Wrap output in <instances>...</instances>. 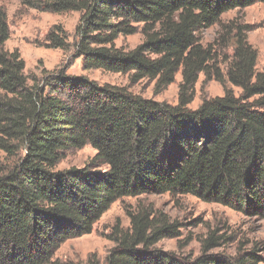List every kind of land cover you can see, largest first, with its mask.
Segmentation results:
<instances>
[{
	"label": "trees",
	"instance_id": "trees-1",
	"mask_svg": "<svg viewBox=\"0 0 264 264\" xmlns=\"http://www.w3.org/2000/svg\"><path fill=\"white\" fill-rule=\"evenodd\" d=\"M42 12H79L72 44L86 70L127 74L155 82L157 93L181 72L177 104L100 85L63 70L31 79L0 10V264H64L55 259L67 240L93 232L112 204L144 194L191 195L207 203L264 206V67L247 28L222 24L218 37L203 31L221 17L264 0H29ZM141 33L132 50L120 36ZM50 49L71 45L61 26L46 36ZM232 49L227 69L221 52ZM201 74L226 90L190 108ZM90 145L96 155L83 168L64 167L67 153ZM130 228L116 227L104 264H254L208 254L195 259L154 246L176 225L153 210L129 213ZM86 264H100L88 260Z\"/></svg>",
	"mask_w": 264,
	"mask_h": 264
},
{
	"label": "rangeland",
	"instance_id": "rangeland-1",
	"mask_svg": "<svg viewBox=\"0 0 264 264\" xmlns=\"http://www.w3.org/2000/svg\"><path fill=\"white\" fill-rule=\"evenodd\" d=\"M29 0H0V10L7 16L10 39L6 43L9 51L18 50L26 64V74L31 78H42L63 70L68 76H84L100 85L111 84L126 87L130 92L143 98L177 104L181 72L175 82L157 93L155 82L142 80L134 83L127 74L109 73L98 69L86 70L83 59L76 57L72 47L77 40L75 30L81 13H49L32 7ZM33 1V0H31ZM237 22L246 26L247 38L258 52L257 70L264 67V3H256L245 9L225 13L221 22L203 31L202 42L212 43L219 35L222 24ZM54 26H61L68 35L71 45L67 51L50 49L46 36ZM144 40L139 32L131 36H120L118 47L132 50ZM232 49L221 52L220 66L227 69V58ZM226 90L235 95L241 89L227 84L224 88L215 80H206L201 74L195 86V99L190 108L197 109L203 100L220 97ZM0 151V157H3ZM96 151L87 145L72 149L67 153L64 167L83 168L91 163ZM140 209L153 210L166 217V221L176 225L175 234L159 241L154 248L169 252L177 257L195 259L203 254L204 242L215 237V245L209 247L208 254L233 262L237 257H255L254 264H264V206L246 199L243 207L207 203L191 195L172 196L170 194H144L138 197H125L112 204L110 209L94 226L91 234L65 241L57 250L55 259L64 264H86L94 260L104 264L115 243L111 240L116 227L130 228L129 213Z\"/></svg>",
	"mask_w": 264,
	"mask_h": 264
}]
</instances>
